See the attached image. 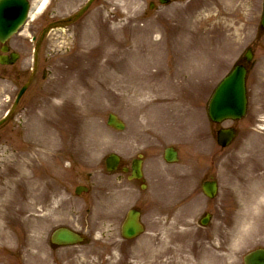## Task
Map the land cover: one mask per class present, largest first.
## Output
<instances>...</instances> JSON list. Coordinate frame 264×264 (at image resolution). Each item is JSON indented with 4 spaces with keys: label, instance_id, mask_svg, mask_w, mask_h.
I'll return each mask as SVG.
<instances>
[{
    "label": "rangeland",
    "instance_id": "rangeland-1",
    "mask_svg": "<svg viewBox=\"0 0 264 264\" xmlns=\"http://www.w3.org/2000/svg\"><path fill=\"white\" fill-rule=\"evenodd\" d=\"M84 1L68 8L55 0L44 14L33 10L25 31L12 40L14 48H25L22 62L8 70L0 65V119L14 104L18 85L28 77L21 68L32 62L34 45L28 41L29 34L46 28L55 5L57 10L70 11ZM32 2L35 6L39 0ZM149 2L96 0L75 25L64 31L54 28L47 35L41 58L42 67L50 73L45 80L38 75L13 118L0 128V264H170L178 261L179 256L172 253L176 246L180 260L191 257V264H243L246 252L264 247V212L250 207L264 180V160L257 153L264 148L263 0H171L167 5L158 2L155 10ZM183 6L196 9L194 30L205 38L207 57L200 64L180 65L173 76L171 59L161 55L163 73L153 65L148 70L156 74L153 81H140L138 56L144 47L139 29L151 24L167 30L176 26ZM218 22L222 24L207 31ZM249 47L253 59L247 79V115L225 123L239 129L229 147L214 146L212 132L217 125L208 121L207 103L215 86L244 59ZM172 76L174 86L161 91ZM13 78L17 84L9 80ZM109 113L125 122L124 131L107 125ZM139 136L153 141L145 153L131 147ZM167 146L180 151L179 162L170 169L158 160ZM140 151L149 161L148 172L152 163L155 167L159 162L163 177L153 170L147 193L138 190L139 203L152 196L150 203L143 204L146 232L125 241L119 226L132 204L128 195L113 204L114 213L105 206L87 209L96 198L115 194L104 157L116 152L129 161ZM152 156L158 157L152 161ZM81 169L84 177L79 176ZM210 175L220 186L213 200L204 196L200 186ZM81 181L93 184L90 204L74 195L73 188ZM163 192L172 193L173 200L166 201ZM52 196L58 206H72L71 219L32 213ZM205 212L212 219L202 227L198 220ZM246 217H250L248 225H244ZM60 224L85 232L91 243L51 249V232Z\"/></svg>",
    "mask_w": 264,
    "mask_h": 264
},
{
    "label": "bare ground",
    "instance_id": "bare-ground-1",
    "mask_svg": "<svg viewBox=\"0 0 264 264\" xmlns=\"http://www.w3.org/2000/svg\"><path fill=\"white\" fill-rule=\"evenodd\" d=\"M38 6L39 11H42L47 6V0H40ZM195 13L196 9L194 6H183L178 9L176 26L167 30L164 27L151 24L139 29L141 33V35H139V41L142 43V47H144L141 52L142 56H138L139 69L137 72H139L138 78L140 81L145 82L146 84H150L153 81L154 75L156 74L149 73L148 71L153 65H158L160 67V72L163 73L164 66L159 61L161 55H168L171 59L172 67H174L173 76L178 73L180 65L189 64L195 61L200 64L204 58L207 57V54L204 51L205 38H203L202 35L195 34V32H198L197 29L194 30L198 23L197 20L194 19ZM218 24L222 23L218 22L212 24L207 31L213 30L215 25ZM155 35L161 36L159 38L160 42L152 43L151 37ZM212 39L213 38H210V40ZM145 70L148 72H145ZM173 76L166 78L165 83H167V85L162 86L161 91H164L165 88L169 89V86H174V80L172 79ZM133 78H135V76ZM138 113L140 114V109L138 110ZM262 191L264 192V189L262 190V188H260L259 198L256 201L258 207L264 202V194H262ZM247 223L248 220L244 222V225ZM173 249L174 251L172 253H174L176 258L178 255L179 258L176 263L170 264H191L193 262L191 257H183V260H180L182 258V256H180L181 251L177 246ZM167 253H170V251L168 250Z\"/></svg>",
    "mask_w": 264,
    "mask_h": 264
},
{
    "label": "water",
    "instance_id": "water-1",
    "mask_svg": "<svg viewBox=\"0 0 264 264\" xmlns=\"http://www.w3.org/2000/svg\"><path fill=\"white\" fill-rule=\"evenodd\" d=\"M27 0H0V41L4 42L26 17ZM264 17V16H263ZM264 25V20H263ZM0 61H3L0 59ZM245 75L246 70L237 66L218 86L211 101V115L216 120L238 117L245 110ZM110 124L122 128L123 125L114 117H110ZM231 131H228V133ZM64 242L77 241L78 237L71 232H60ZM256 262L264 260V252L256 253ZM264 264V262H263Z\"/></svg>",
    "mask_w": 264,
    "mask_h": 264
}]
</instances>
